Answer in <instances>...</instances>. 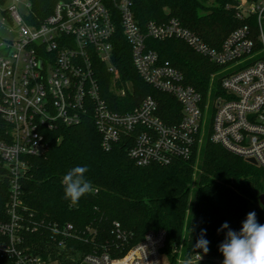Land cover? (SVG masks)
<instances>
[{
    "label": "built area",
    "instance_id": "built-area-1",
    "mask_svg": "<svg viewBox=\"0 0 264 264\" xmlns=\"http://www.w3.org/2000/svg\"><path fill=\"white\" fill-rule=\"evenodd\" d=\"M21 1L25 2L11 0L7 16H3L17 38L0 44L4 52L0 55V117L9 126L5 140H0V162L11 185L7 219L0 220L1 258L11 264H57L27 246L25 233L36 229L24 223L18 198L19 181L29 168L28 159L45 154L46 132L59 126H77L91 118L104 151L127 140L130 158L142 167L169 165L177 159L198 156L208 131L211 143L246 161L253 159L264 169V5L260 1L235 0L237 17L257 16L259 41L244 26L218 47L208 45L177 19L150 21L142 30L134 17L133 0L62 1L38 25L27 21L31 6ZM118 24L131 47L139 77L179 103L177 123L162 120L158 103L151 96L129 112L110 108L96 66L107 67L113 75L110 91L125 97L126 89L117 88L119 75L113 64ZM149 39L185 43L217 67L218 73L212 74L216 82L212 79L206 92L186 85L183 74L148 47ZM171 116L175 118L176 112L172 111ZM71 231L73 226L68 224L61 235L71 237ZM63 244L61 241L60 247ZM166 246L167 232L152 230L122 256L89 254L80 264H171ZM181 249L175 246L172 251L183 263ZM223 259L222 254L213 261L223 264ZM204 261L197 254L189 264Z\"/></svg>",
    "mask_w": 264,
    "mask_h": 264
},
{
    "label": "trees",
    "instance_id": "trees-1",
    "mask_svg": "<svg viewBox=\"0 0 264 264\" xmlns=\"http://www.w3.org/2000/svg\"><path fill=\"white\" fill-rule=\"evenodd\" d=\"M11 0H0V12ZM30 4L27 21L38 25L46 20L55 6L69 0H23ZM259 2L260 0H249ZM108 2V1H107ZM235 0H133V13L142 30L150 21L165 23L177 19L181 25L198 35L212 47H218L233 31L247 26L259 41L258 18L237 17ZM264 33V18L261 21ZM148 47L168 61L185 78L186 85L206 92L210 75L217 67L193 52L177 39L147 40ZM259 47V44H258ZM4 52L0 49V55ZM113 64L119 79L117 88L126 89V96L110 91L113 75L104 64H98L97 77L103 96L116 112H129L142 99L151 96L159 106L167 124L180 119V106L170 95L156 91L143 82L131 58V47L117 25ZM176 112L172 118L171 113ZM9 126L0 117V140H5ZM48 150L42 156L30 157L29 168L19 181V211L24 223L34 232L25 233L26 244L36 255L57 264H80L89 254L124 255L141 242L152 230L167 232L166 251L171 264L178 256L172 249L182 246L181 259H193L197 254L205 261L222 255L219 245L227 229L218 232L225 222L239 231L249 212L255 211L257 222L264 225V169L248 163L221 146L206 140L201 150L199 175L194 183L197 156L177 159L169 165H137L129 156L123 140L111 151H104L101 136L91 118L77 126H59L46 132ZM87 165L86 177L93 192L83 196L78 204L64 199L62 177L75 166ZM10 176L0 162V220L7 219L11 204ZM192 194L193 206L190 207ZM71 224V237L61 235ZM209 241V251L196 248L201 237ZM63 241L64 247H60ZM0 264L11 261L0 257Z\"/></svg>",
    "mask_w": 264,
    "mask_h": 264
},
{
    "label": "clouds",
    "instance_id": "clouds-1",
    "mask_svg": "<svg viewBox=\"0 0 264 264\" xmlns=\"http://www.w3.org/2000/svg\"><path fill=\"white\" fill-rule=\"evenodd\" d=\"M89 171L87 165L75 166L62 177L64 186V199L75 206L79 200L93 192V184L86 177ZM227 229L225 239L219 245V251L223 254V264H264V225L257 222L255 211L247 214L242 222L241 229L237 232L230 229L227 222L223 223L217 231ZM201 237L197 240L196 248L204 253L209 251V241L204 239L206 230H201ZM183 264H189L185 260Z\"/></svg>",
    "mask_w": 264,
    "mask_h": 264
},
{
    "label": "rangeland",
    "instance_id": "rangeland-1",
    "mask_svg": "<svg viewBox=\"0 0 264 264\" xmlns=\"http://www.w3.org/2000/svg\"><path fill=\"white\" fill-rule=\"evenodd\" d=\"M260 2L264 5V0H260ZM21 3H25V2L21 1ZM6 8H7V5L3 9H6ZM19 9H21V10L24 9L22 4H19ZM16 38H17V33L14 31V28L8 22L3 20V16L0 12V44L2 42L13 41ZM213 73H212L213 75H216L218 73V69L215 70ZM212 74L210 75L209 84L212 83V81H211L212 79H214V82H216V80H217L216 77L215 78L212 77ZM210 93H213V92H210ZM206 140H209L208 131H206V133L204 135V139L202 141V144L200 146V151H199L198 156H197V161H196V165H195V173H194V181H193L194 183H196V181L198 179L199 166H200V162H201V150H202V146L204 145ZM193 202H194V196L192 194L191 201H190V207L193 206ZM179 260H180V258H177L175 264H183V263H180Z\"/></svg>",
    "mask_w": 264,
    "mask_h": 264
},
{
    "label": "water",
    "instance_id": "water-1",
    "mask_svg": "<svg viewBox=\"0 0 264 264\" xmlns=\"http://www.w3.org/2000/svg\"><path fill=\"white\" fill-rule=\"evenodd\" d=\"M247 162L255 166L257 165L255 160L253 159H248ZM259 200H260L261 205L264 207V195L260 196Z\"/></svg>",
    "mask_w": 264,
    "mask_h": 264
}]
</instances>
